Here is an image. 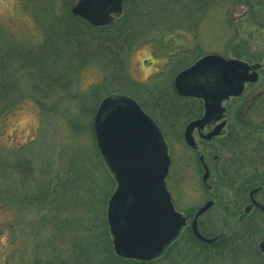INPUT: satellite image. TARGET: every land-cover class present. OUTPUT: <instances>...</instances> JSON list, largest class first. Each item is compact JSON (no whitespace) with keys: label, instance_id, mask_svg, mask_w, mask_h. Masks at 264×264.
Returning a JSON list of instances; mask_svg holds the SVG:
<instances>
[{"label":"rangeland","instance_id":"374dc122","mask_svg":"<svg viewBox=\"0 0 264 264\" xmlns=\"http://www.w3.org/2000/svg\"><path fill=\"white\" fill-rule=\"evenodd\" d=\"M38 1L0 0V32L20 46L40 43L50 20L40 18ZM40 1L54 8V15L61 9L58 0ZM186 2L182 0L180 5L186 7ZM252 2L256 8H249ZM198 3L195 25L184 19L172 31L162 30V36L152 32V39L146 36L134 48L127 60L125 83L110 79L97 62L73 71L57 65L41 70L36 80L25 75L27 66L18 71L22 99L0 115V264H87L86 249L82 250L85 242L90 238L100 241L105 230L93 262L119 264L111 255L115 253L106 222L108 199L116 184L89 125L95 112L92 105L97 106L106 96L125 93L134 97L160 125L170 157L166 188L178 212L191 219L196 207L211 198L195 167L186 163L191 157L179 133L186 119L178 110L181 100L173 97L172 80L180 68L204 54H236L242 38L264 48V0ZM51 69L53 73L47 74ZM218 153L221 164L225 153L221 149ZM222 193V188L215 192L216 202L206 214L211 216V227L205 234L220 230L230 234L226 227L221 229ZM262 199L264 203V196ZM263 236L264 221L256 233L245 238L246 245L257 246ZM229 250L199 244L185 227L166 253L145 262L243 264L240 249L233 255ZM261 256H247L246 264H264V252Z\"/></svg>","mask_w":264,"mask_h":264},{"label":"flooded vegetation","instance_id":"af4514ba","mask_svg":"<svg viewBox=\"0 0 264 264\" xmlns=\"http://www.w3.org/2000/svg\"><path fill=\"white\" fill-rule=\"evenodd\" d=\"M250 4L249 8H256L253 2ZM257 12L259 14L260 11ZM262 49L264 48L261 44L252 43L248 39L242 38L239 48L235 50L236 54L228 57L223 56L226 59H234L238 62H232L223 70L217 65H212L207 71L196 77L195 82L197 85L205 87L209 93L221 96L219 99L208 97L206 99L208 105L218 101L219 106L223 107V111L212 114L211 118L207 119L201 126L195 125L191 129L192 145L186 142L185 129L191 121L203 117L205 99L199 91H194L189 95L177 94V98L181 100L178 110H180L181 117L186 119L179 133L182 144L191 157V161L186 163L195 167L202 188L208 196L209 194L212 196L196 207L191 219L189 215L184 214L185 222L177 230L174 238L163 245L161 255L168 251L172 242L175 241L176 237H179L181 230L185 227L196 238L190 229L191 221L195 212L210 201L209 207L197 217L196 226L203 236L215 237V240L211 242L199 240L197 242L204 246H210L212 249L216 247L221 250L230 249L228 251L230 255H233L232 252L235 254L236 248L240 249L244 256L243 264H246L247 256L254 259L262 257L264 246L261 243L264 241V236L257 246L248 243L246 245L245 241L246 237L257 232L264 216L262 199L264 196V59H262L263 61L258 59L264 57V50ZM193 83L192 80L188 79L183 81L182 85L184 88L189 89L193 86ZM219 124H221V127L218 133L210 136ZM157 126L160 127L159 124ZM220 149L224 150L225 153L224 161L221 164L219 163L220 154L218 153ZM149 152H151V149ZM166 153H168V146ZM102 158L107 164L103 155ZM158 163L159 160L148 155L132 165L137 164L139 166L140 164L141 167L143 164L156 166ZM119 166L124 168L123 172L125 173L127 166ZM108 168L117 184L115 172L110 167ZM247 168L251 171L246 172L245 170L244 172L243 169ZM219 188L223 189L224 217L221 229L226 227L230 234L228 235L226 234L227 231L219 229L220 232L217 234L208 235L204 233V230H208L207 227L210 229L209 219H211V216H209V213L206 214L214 206L216 202L214 195ZM172 204L174 207L173 202ZM119 213L118 223L120 227H123L125 223L124 215L126 214L121 205ZM204 215H206V218L202 222L199 221V218ZM151 218L152 221L149 222L155 229V219L154 217ZM159 220L164 225L158 228L160 234L164 232V235L159 234L160 242L167 237L166 227L168 224L165 223L166 218L163 215L160 216ZM234 244L238 247L235 248ZM255 264H257V261Z\"/></svg>","mask_w":264,"mask_h":264},{"label":"water","instance_id":"95a60500","mask_svg":"<svg viewBox=\"0 0 264 264\" xmlns=\"http://www.w3.org/2000/svg\"><path fill=\"white\" fill-rule=\"evenodd\" d=\"M122 1L77 0L70 11L91 24L100 26L109 21L110 12L119 11ZM232 62L238 61L225 59L218 54H206L175 75L173 85L178 94L189 95L199 91L205 99L203 117L191 121L185 129L188 144L192 145L190 131L195 125L201 126L212 114L223 111L218 101L208 105L206 100L208 97L219 99L221 96L209 93L205 87L197 85L196 77L212 65H217L223 70ZM188 79L194 83L192 87L186 89L182 82ZM220 127L221 124L210 136L217 134ZM94 132L100 152L117 177V187L109 199L107 210L114 252L127 258L151 259L161 252L163 245L176 235L177 230L185 222V217L174 211L164 185L169 158L159 129L134 99L120 96L106 97L101 101L94 115ZM148 155L159 160L158 165L143 164L142 167L140 164L132 165ZM119 165L127 166L125 173L124 168ZM210 204L209 201L202 205L191 221L194 235L205 242L213 241L214 238H206L198 232L196 219ZM120 205L126 214L123 227L118 223ZM161 215L166 218L165 223L168 226L166 239L159 242L160 235L164 233L160 234L158 231L159 226H164L159 220ZM151 217H154L157 229L150 224ZM261 245L264 246V241Z\"/></svg>","mask_w":264,"mask_h":264},{"label":"trees","instance_id":"16d2710c","mask_svg":"<svg viewBox=\"0 0 264 264\" xmlns=\"http://www.w3.org/2000/svg\"><path fill=\"white\" fill-rule=\"evenodd\" d=\"M58 1L61 9L55 11V15L54 8L48 7L45 1H38L36 9L40 18L50 20L44 27L45 36L40 43L34 46H20L18 40L19 43L14 42L16 39L0 32V115L22 99L18 71L23 67L27 66V78L36 80L41 70L57 65H63L73 71L85 64L97 62L102 65L104 71H108L110 79H115L117 84L125 83L128 81L127 60L134 48L146 41V36L152 32L153 36H162L164 32L172 31L174 25H181L184 19L192 21L195 25L199 11L198 0H186L189 4L186 7L180 5L182 0H124L119 13L106 25L94 26L70 12L69 7L75 0ZM176 21L178 23H175ZM162 30L164 32H161ZM50 73H53L52 69L47 72ZM173 97H177L174 92ZM92 107L94 110L97 108L93 105ZM89 125L93 129L92 124ZM106 232L107 230L103 232L100 241L87 236L90 239L82 248L83 251L86 249L88 255L87 264H94L93 253L100 250L98 246L103 244ZM111 255L119 264L149 263L121 258L112 253Z\"/></svg>","mask_w":264,"mask_h":264}]
</instances>
